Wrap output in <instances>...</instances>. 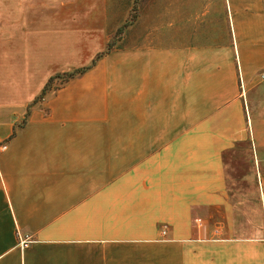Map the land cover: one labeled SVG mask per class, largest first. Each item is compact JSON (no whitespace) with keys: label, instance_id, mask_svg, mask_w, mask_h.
I'll use <instances>...</instances> for the list:
<instances>
[{"label":"crops","instance_id":"obj_1","mask_svg":"<svg viewBox=\"0 0 264 264\" xmlns=\"http://www.w3.org/2000/svg\"><path fill=\"white\" fill-rule=\"evenodd\" d=\"M130 2L0 0V264H264V0Z\"/></svg>","mask_w":264,"mask_h":264},{"label":"rangeland","instance_id":"obj_2","mask_svg":"<svg viewBox=\"0 0 264 264\" xmlns=\"http://www.w3.org/2000/svg\"><path fill=\"white\" fill-rule=\"evenodd\" d=\"M131 4L134 5V10L131 11L130 17L125 21V23H122V26L117 30V33L113 35V42H118L123 37L122 33L126 31V27L129 23H131L134 19H136V16L138 14V5L141 3V0H130ZM147 1V0H146ZM116 44V43H114ZM112 44V45H114ZM121 46V44L119 45Z\"/></svg>","mask_w":264,"mask_h":264},{"label":"built area","instance_id":"obj_3","mask_svg":"<svg viewBox=\"0 0 264 264\" xmlns=\"http://www.w3.org/2000/svg\"><path fill=\"white\" fill-rule=\"evenodd\" d=\"M260 78L264 80V69L260 73ZM2 147L6 149L8 147L7 144H3ZM260 191H261V199L264 204V185L262 182L260 183ZM33 238L30 235H23L21 232H19V247L22 250H26L29 248V246L33 243Z\"/></svg>","mask_w":264,"mask_h":264},{"label":"trees","instance_id":"obj_4","mask_svg":"<svg viewBox=\"0 0 264 264\" xmlns=\"http://www.w3.org/2000/svg\"><path fill=\"white\" fill-rule=\"evenodd\" d=\"M111 49H112V44L110 43V44H109V50H111ZM99 57H100V56H99ZM86 69H87V68L79 69V70H77V71L71 73V74L69 75V77H73V76H75L76 74H79V73H84V72L86 71ZM51 82H52V79H51Z\"/></svg>","mask_w":264,"mask_h":264}]
</instances>
